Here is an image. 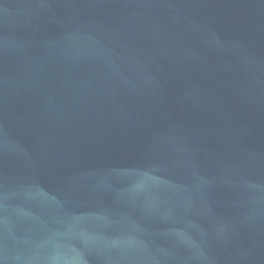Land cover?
I'll list each match as a JSON object with an SVG mask.
<instances>
[{"label":"water","instance_id":"95a60500","mask_svg":"<svg viewBox=\"0 0 264 264\" xmlns=\"http://www.w3.org/2000/svg\"><path fill=\"white\" fill-rule=\"evenodd\" d=\"M0 264H264V0H0Z\"/></svg>","mask_w":264,"mask_h":264}]
</instances>
